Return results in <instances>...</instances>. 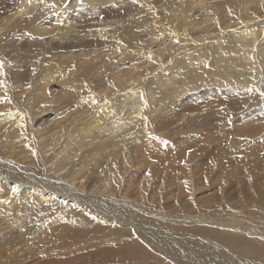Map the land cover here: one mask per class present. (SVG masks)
I'll return each instance as SVG.
<instances>
[{
  "label": "bare ground",
  "instance_id": "1",
  "mask_svg": "<svg viewBox=\"0 0 264 264\" xmlns=\"http://www.w3.org/2000/svg\"><path fill=\"white\" fill-rule=\"evenodd\" d=\"M18 3V9L1 19L7 20L0 21L2 24L0 42L3 37L10 34L13 25L29 18V22L31 21L29 34L33 33L44 39L45 41H42L45 43L48 42L46 50L56 63L52 64L50 59H44L45 63L34 69V71L42 69L31 87L32 94H35L34 103H38L40 99L47 100L48 105L52 102H61L63 106L51 105L55 113H60L67 109L64 105L71 99V103L68 104L72 107L76 104L78 109L71 110L67 118L50 120L51 127L53 125L52 128L57 129L54 128L55 130L49 134L44 130L45 127L36 129L34 132L38 142L36 150H33L30 144L25 145L27 150H33L35 153L37 160L33 161L25 148L17 151V143L30 140L28 135L23 136V131L28 130L26 133L31 134L28 129L31 121L28 119L31 118L29 108L32 106L30 101L33 98L29 95L28 101L25 99L20 103L21 112L19 111L16 118L13 115L17 110L9 111L8 108L10 105L16 107L9 93H4L0 98V129L1 127L4 129H1L3 131L0 135V149L3 148L8 153V160L0 161V238L9 234H20L22 225L30 219L32 211L57 197L62 198L66 210L75 202L84 206L71 215L70 222L63 221L64 225H68L74 231L71 232V236L73 237V234L77 236L75 240L73 239L74 244L79 245L82 241L78 238L83 236L87 240L86 235L93 232L94 237L98 238L105 234L104 230L116 233L122 229L120 226L117 228L118 223L138 231L143 244H140L141 248L132 249L131 253H127L129 249L121 244L101 246L94 252L95 249H90L92 244L86 242L73 248V253L70 252L69 256L62 259L64 256H60V253L58 255V246L52 247L60 237L54 235L53 245L48 246L53 250L49 255H53L54 258L45 262L43 255V258L35 260L33 264H68V260H73L72 262L78 259L91 260L99 256L102 260L105 258L116 260L117 257L125 259L124 257L130 254H136V258L142 255L155 256L159 264L163 262L171 264L170 260L172 264H264V248H260L252 240L257 238V241H264V220H241L229 214L211 216V213L201 209L207 203L219 201L218 190L221 191L220 196L224 202L233 197L234 189L227 188L229 191H226V181L218 184V190L215 188L214 192L204 190V194H200L199 197L200 204L196 207V210L200 208L198 211L200 215L189 218L175 216L173 219L163 213L149 212L135 203L121 201L112 195L118 190L116 185H121L123 178H126L127 171L133 172L134 166L137 165L135 169L137 170L144 163L150 170L147 173L143 171L148 177H145L147 188L155 180H159L158 184L163 188L167 185L165 183L171 187L174 183L177 185L178 193L183 195L182 192L189 187L186 202L192 209L191 201H194L197 195L193 196L194 193L207 184L203 182L196 184L194 179L198 172H203L205 177L207 174V177L213 175L218 178L220 174L224 175L222 164V166L219 162L202 164V161L193 154V157L190 155L179 167V174L177 173L179 177L172 178L167 172L158 177L148 162L149 157L146 158L144 155L141 157L144 159H138V150L145 138H148L146 134L152 133L155 125L168 128L165 124L169 126L174 122L179 123L180 120L186 121L191 115L196 114L195 109L188 107L197 96L201 98V95L207 94L206 88L214 93L225 94L256 89L257 85L253 80H258L261 72H264V0H71L69 4L68 0H22ZM236 9L240 11L237 18L233 17ZM26 32L28 30L23 29V33ZM125 60L130 62L127 63ZM121 62L127 63L126 66H120ZM26 71L22 66L14 69L13 73L9 71L8 78L16 85L15 87L22 86L21 79L29 72ZM57 74L63 76L60 79L61 86L64 89H71V94L67 93L68 95L63 97L66 98L64 103L61 99L58 101L59 97L50 98L47 87ZM106 74H109L108 77H105ZM96 85L98 87L94 89ZM199 87L202 88L198 90ZM192 88L197 89L195 98L190 94ZM95 94L109 100L99 103L92 97ZM210 101L212 99L207 100L202 106L211 103ZM209 106L207 112L213 108L212 104ZM224 108L228 109L230 106L225 105ZM257 121H264V111L249 112L234 124L239 125L238 128L242 127V131L251 133L244 126ZM214 152L211 151L210 154ZM215 153L211 158L217 157ZM28 165L37 167L42 175H37ZM204 165L208 167L205 168ZM106 166L107 168H104L106 177L100 174V182L88 185L87 192L82 190L88 179L86 174H90L87 171L90 169L91 173L97 172ZM262 170L264 172L263 168ZM53 175L64 182L55 181L52 179ZM134 175L130 174L129 180L131 178L134 180ZM247 176L249 178L245 181L236 183L241 199L246 196L249 200H255L257 196L263 199L264 174H257L254 178L251 177L252 174ZM103 192L109 196H103ZM176 195L172 194L170 198ZM175 206L177 207L176 204ZM94 214H98L100 218L96 217L97 223L94 218L91 219V216H96ZM169 221L181 224L208 223L235 232H246L249 237L245 240L235 237L233 240L223 241L212 236H199L196 231L178 233L179 231L168 228L166 222ZM94 223L97 227L93 226ZM50 224L52 220L42 219L34 227L35 231L39 233ZM41 241L39 237L37 244ZM225 243H228V246ZM44 244L43 242V247ZM148 246L158 253L150 250ZM80 249L85 250L77 252Z\"/></svg>",
  "mask_w": 264,
  "mask_h": 264
},
{
  "label": "rangeland",
  "instance_id": "2",
  "mask_svg": "<svg viewBox=\"0 0 264 264\" xmlns=\"http://www.w3.org/2000/svg\"><path fill=\"white\" fill-rule=\"evenodd\" d=\"M21 1L22 0H0V21L4 22L5 20H7V19H5V20H1V19H3L4 17H7L9 14L16 11L18 9V7H17V5L19 4L18 2H21ZM70 1L71 0H68V4ZM234 7L236 8V6H234ZM239 13H240V11H237V9H236V11L234 13L235 15L233 17L237 18ZM30 23H31V21L29 22V18H27V20H24V22L13 25L12 26L13 29L11 30L10 34H7L5 37H3L2 41L0 42V58L2 57L0 59V63H2V67H0V82H2V83H0V88H2L1 89L2 93L0 94V98L4 96V93H6V92L9 93V95L13 99L16 107H14L13 105H10L8 108L10 109L9 111H16L17 110L16 111L17 113H15L13 115V117H15V118H16L17 114L19 113V111L21 112L20 103H22V101L25 99L28 101L30 99L29 95H31V97L33 98V100L30 101V104L32 106L29 108V111L31 113V115H30L31 118L28 119L29 121H31V124L28 128L29 132H31V134L26 133V132H28V130H26V131L24 130L25 132L23 131V136L26 137L28 135L30 137V140L29 141L26 140L27 142L17 143V145H18L17 151L20 152L21 151L20 149L23 150V148H25V150L29 151V153L31 154L30 158H32L33 161H36L37 157H36L35 153L33 152L34 149L36 150V147L38 145L37 139H36V137H34L35 136L34 132L36 131V129L45 127L44 130L46 132H48V134L51 133L53 130L57 129V127H54L55 129L52 128L53 125L51 127L50 120L56 121V120H61V119L67 118L71 114V110L76 111L78 109V107H76L77 106L76 104L73 107L71 106V104H68V103H71V99H69V102H66L64 105V108L66 107L67 109H64V111H62L60 113H55V110L53 107H56V106L59 107V105H62L61 102L60 103L52 102L51 105L53 107L50 104L49 105L46 104L47 100L44 101L43 99H40L38 103L37 102L34 103L35 102V100H34L35 94H32L33 92L31 91V87L35 83L39 73L42 71V69H39L36 71H34V69H37V66H42L43 63H45L44 59H50V62L52 64H56V63H54L52 56H49L48 50H46L47 49L46 44H48V42L45 43L44 39L34 35L33 33L29 34L28 28L31 25ZM0 26H2L1 22H0ZM23 29H27L28 32H26L24 34ZM33 38H34V40H33ZM37 38L39 41L37 40ZM28 39H29V41H27ZM30 40L32 42H30ZM42 40H44V41H42ZM15 61H17V62H15ZM125 61L127 63L130 62L128 60H125ZM60 64H63V63H60ZM126 64L124 62H121L120 66H126ZM21 66H22V69H24L25 71L27 70L29 72L26 71L27 75H25L24 78L21 79V85L22 86L20 88H17V87H15L16 85L14 83H11V81L9 80L8 73H9V71H12L11 73H13L14 69H18ZM49 72H50V70H49ZM63 73H66V72H63ZM261 73L262 74L259 76L258 80H253V81H255L254 83H256V85H257L256 89L250 88V89L246 90L245 92L235 91L233 94L232 93L225 94V93H221V92L214 93V92L209 91V88H206L205 92H207L208 96L205 93V94L201 95V98L197 96V99H194L193 104L189 105L187 103V105L190 106L188 108H193V110L195 109L194 112L195 113L197 112L196 114L191 115V117L188 118L186 121L180 120L179 123L174 122V124L171 123L169 126L163 122V124H165L166 127H168V128H162L161 126L158 127V125H155L152 133L150 132V133L146 134V136L148 138H145L143 143L139 146L138 159H140L144 155H145L144 157L147 156L146 158L149 157L148 162H150V164L153 166L154 173H156L158 175V177L163 176L162 173H165V172H167L169 174V176H171L172 178L179 177V175H178L179 174V167L181 165H183L189 159L188 157L190 155H191V157H193V154L196 158H199L202 161V164L203 163L205 164L206 162H208L206 164L210 165V164H215V163L219 162L220 165L222 164L224 166V175L220 174L221 176L219 178H218V176H213V175H210L209 177H207L208 174L205 177V175L202 174L203 172H201V173L198 172L199 175L197 174L196 178L194 179V180H196V184L198 185L199 182L207 183V184L203 185V187H205V188L208 187V188L205 189V188L201 187L200 190H197V192L194 193L193 196H195L196 194L197 195L195 197V200L191 201V203L193 204L192 209L187 206V202H186L187 198H188L187 192L189 191L188 190L189 187H187L186 190H184V192H182V193H184L183 195L178 193V188L176 187L177 185L175 186L174 183H172L173 187L168 186V183H165V184H167L165 187L167 189L166 190L165 188L161 187L158 184V182H160L159 180H157V181L155 180V182H153L147 188L146 187L147 184L145 183L146 182L145 177H147L146 176L147 171H150V170H149V168L147 169L146 165L142 161H141V163H143V165L139 166L137 170H135L137 167V165H136V166H134L133 172H132V170L127 171V173H126L127 176H126V178L125 177L123 178V182H121V185L118 186V185H116L117 182L114 183L118 190L114 191V193L112 194L113 197L116 199H119L121 201H124V202L135 203V205L137 204V206L142 207L145 210H148L149 212H154V213L157 212L159 214L163 213L166 216L173 217V219H175V216H176V218H178L180 216H182V217L187 216L186 218H189L191 216L200 215V213H198L200 208H197V210H196V207L198 206V204H200V202H199L200 201V198H199L200 194H204V190H208L209 192H214L216 189L218 190V187H217L218 184L226 181V191H229V189H232V190L234 189L232 191L234 194L233 197L229 198L227 201L224 202V201H222L223 198L220 196L221 191L218 190V192H219L218 195L220 197L219 201L218 202L216 201V203L214 202L215 204L214 203H212V204L207 203V205L201 207V209L204 212L208 211L209 213H211V216H213V215L215 216V215H219V214H224L225 216H228V214H229L230 216L232 215L233 217H238L241 220H247V219L248 220H253V219L254 220H264V198L261 199L260 197L257 196L255 198V200H249L246 198L247 197L246 196L244 199L243 198L241 199V196L239 195V189L236 186L237 182H240L241 180L245 181L246 179H248L249 177L247 175L252 174L251 177L254 178L257 174L258 175L264 174V172L262 170V168L264 169V121H262V122L257 121L256 123H254L252 125L244 126L249 130L248 132H251V133H246V132L242 131V129H241L242 127L238 128L240 126L234 124L236 121L241 120L243 118V115H246L249 112H256L257 110L258 111H264V72L262 71ZM62 74L55 75V76H57V78H55V76H54L53 77L54 79L52 78L51 82L48 83L47 87L49 88V94L51 96L50 98L55 97V96H56V98L59 97L58 101L61 99V101L64 103L66 98H63V97L67 96L68 95L67 93L71 94V89H68V88L64 89L61 86L60 79L63 78ZM108 75L106 74L105 77H108ZM26 77H27V79H26ZM80 81L84 82L82 80H80ZM85 82L87 83L88 81L85 80ZM104 83H106V82H104ZM96 87H98V86L97 85L94 86V89H96ZM201 88L202 87H199L198 90ZM192 89H190V91ZM195 90H197V89H193L190 92V94L192 95V98H195V96H194L195 94L197 95ZM63 91H65V92H63ZM92 92H94V91H92ZM89 95H90V93H89ZM215 96H217V97H215ZM92 97H95V99L97 100V102L99 101V103L107 99V98L105 99V97L97 96L96 94ZM203 97H205L204 99H206V101L204 99H202ZM192 98H191V101H193ZM95 99L93 98V100H95ZM211 99H212V101H210L211 103L207 104L206 106L203 105L205 107L204 108L202 106V104L207 103V100H211ZM218 99H220V100H218ZM107 100H109V99H107ZM219 101H222V102H219ZM223 101L225 104L223 103ZM214 102L215 103L218 102L219 105L217 103L215 104ZM87 104H89L88 101H87ZM92 104H94V103H92ZM210 104H212V107H213L212 110L210 111L212 114H210V112H207V111H209V108L207 106H209ZM197 105H199V106H197ZM200 105H201V107H200ZM225 105H228V107L230 106V108H228V109L224 108ZM198 107H200V108H198ZM32 108H33V110H32ZM50 108H52V109H50ZM196 108H198V109H196ZM45 109H47V110H45ZM204 109H205V111H204ZM202 110H203V112H202ZM205 112H207L208 114ZM176 117H178V119L180 118L179 116H176ZM43 121H45V122H43ZM182 123H183V125H182ZM36 127H38V128H36ZM1 129H3V128L1 127ZM1 129H0V135H1L2 131L4 130V129L3 130H1ZM70 129H71V127H70ZM237 129H239L240 131H238ZM236 130H237V132H236ZM226 132H228L227 133L228 136H227ZM222 134H224L225 136H223ZM30 135H32L33 137ZM220 136H222V137H220ZM206 140H208V141H206ZM157 143H158V146H157ZM26 144H30L31 147L33 148V150H27V147L25 146ZM207 144H209V145H207ZM149 147H151L152 150ZM204 148H206V149H204ZM2 149H0V151H1L0 152V161H2L3 159L6 161V159L8 160V158H7L8 153L5 149H3V150ZM206 151H208V152L206 153ZM211 151L216 152V153L214 152L217 155L216 158L215 157L211 158L212 156H214V153L210 154ZM4 152H5V154H4ZM206 155H207V157H206ZM141 159H144V158H141ZM232 161H234V162H232ZM141 163H139V164H141ZM25 165H27V164H25ZM234 165H235V167H234ZM28 166L31 168L33 165H28ZM206 166H205V168L208 167V166L207 167ZM104 168L106 169L107 166L103 167V168H101V170L97 171L98 173L96 171L93 172L94 174L91 173V170L89 169L87 172H88V174L90 172V174H92V175L90 176V174L89 175L86 174V177H88V179L85 182V188L82 187L83 188L82 190H85L87 192V189L89 188L90 185H92L93 183L100 182V176H101L100 174L103 175L102 177H106V174H105L106 170H104ZM18 169H20V168H18ZM32 169L37 173V175H42L37 167L34 166V167H32ZM143 171H146V173ZM246 172H247V175L245 176ZM132 173L135 174L133 176L134 180L131 178L130 179L131 181H130L128 177ZM203 176L206 179H204ZM214 177L216 179H214ZM53 178L55 179V181L64 182L63 180L62 181L60 179L58 180V178H56L55 175L52 176V179ZM89 179H91L92 181L89 182L90 181ZM121 187H124V188L122 189ZM138 187H140V189ZM235 187H237V188H235ZM227 188H229V189H227ZM133 189H135V190H133ZM129 190L130 191L133 190V192L130 193ZM242 191L243 190H241V192ZM165 193L166 194L170 193V195H168V194L165 195ZM242 193H244V191ZM172 194H174V195L177 194L179 196L176 195V196H174V198L173 197L170 198ZM102 195L103 196H109V194L106 192H103ZM193 196H191V197H193ZM226 197H229V196L226 195ZM61 199L62 198H57V197L55 198L54 197L52 199V201L50 200L49 202H44L39 208L33 210L31 213L30 219L27 220L24 223V225H22L21 230H23L24 232H22L20 230V232H21L20 234L19 233L17 235L16 234H13V235L9 234L7 236H3L2 238H0V264H10L11 262H12V264H33L36 261L40 260L43 255H44V261L45 262L50 261L54 257H53V255L52 256L49 255V254L53 253V250L50 249L48 246L53 245L54 239L52 240V238H55V237H53L54 235H56L58 237L60 236V237H59V240L56 241L52 247L58 246V248H59L57 251L58 255L60 253V256H64V258H62V259H65L66 256H69L68 254H70V252L72 254L73 248H75L77 246L79 247L82 244H85L86 242H90L92 244V246H90V249H92V250L95 249L94 252L97 249H99L101 246L104 247L107 245L110 246L111 244H113V245L121 244L122 246H124V248H126V249L128 248L130 250V251L128 250L127 253H131L132 249H134L135 247L139 248L140 244H143V241L141 243L142 237L140 238V233L138 231H136L135 229H132L128 226L120 225L119 223L116 224L117 228H118V226H120L122 229H119V231L116 233H115V231H113L115 234L113 232L109 233L110 231L108 232L107 230H104V232L106 231L105 234L106 233L107 234L101 235V236H99L100 238H98L97 236L94 237L95 233L93 232V233L89 234L90 236L86 235L88 237L87 240H85L84 239L85 237L83 236L82 238H78V239H81L80 241H82L79 243V245L74 244L75 241H73V239L75 240L77 238V236H76V234H75V236L73 234V237L71 236V232H74V231L71 230L68 225H64L63 221L66 220V221L70 222L71 221L70 217H72L71 215H74L75 211H78L79 209H83L84 206L81 203L77 204L75 202L74 204H72L71 208L66 210V209H64L66 205H65L64 201ZM175 204L177 205V207L175 206ZM200 206H202V205H200ZM202 214L205 215V213H203V212H202ZM262 214H263V216H262ZM94 215H96V216H94V217L91 216V219L94 218L96 220L95 223H97L98 220L96 219V217H98V214H94ZM262 217H263V219H262ZM42 219L45 221L46 220H50V221L52 220V224H50L47 228H42L41 229L42 232L40 231L41 233L40 232L38 233L37 231H35L36 228H34V227H36V225H38V223ZM95 223L93 224V226L97 227V224H95ZM104 223H108V222H104ZM189 223L188 224H184V223L181 224L180 222L175 223L173 221L172 222H170V221L166 222V224L168 225V228L177 230V231H179L178 233H182V232H186V231L188 232V230L192 231V232L196 231V234L199 236H207V237L212 236V238H216V239L220 238L223 241H225V240L230 241V240H233L235 237H238L239 239L244 238L243 240H245V238L249 237L248 233H246V232H239V231L235 232L233 230L223 229V228H220L217 226L210 225L208 223L207 224L206 223H199V222H193L191 224H189ZM115 228H116V226H115ZM96 231H97V229H96ZM100 232L103 233V231H100ZM227 235H230V236H227ZM116 236H118V238ZM39 237L41 238L42 243L39 242L37 244V240ZM105 237H107V239ZM104 238H105V241H104ZM111 238H113L112 241H111ZM71 239H72V242H70ZM138 239H139V243H138ZM29 240H30V242H28ZM106 240H108L110 242H107ZM252 240L254 242H256L255 244H257V246H259L260 248H264V245H263L264 241H261V242H260V240L257 241V238H256V240L255 239H252ZM131 241H133V242H131ZM134 241H137V242H134ZM246 241H248V239ZM43 242L45 243L44 247H43ZM78 242H79V240H78ZM99 243H101V244H99ZM123 244H125V245H123ZM225 244L227 245L228 243H225ZM64 245H65V247H64ZM148 247L153 252L154 251L156 252V250H154L151 246H148ZM44 248H45V250H44ZM40 250H41V252H40ZM84 250L85 249H80V251H77V252H81ZM140 251H141V249H140ZM147 253H149L148 250H147ZM156 253H158V252H156ZM40 254H42V255L40 256ZM23 255L26 256L27 259ZM101 255H103V254H101ZM130 255L126 256L127 258L124 257L125 259H123V257L122 258L117 257L116 260H114V259L111 260L109 258H105L107 260H105V259L102 260L101 256H99L96 259L91 258V260H86V259H80L79 260L78 259V260H75L76 262L74 261L75 263L72 262L73 260H68L69 261L68 264H87V263H89V264H92V263L93 264H150V263L159 264V261L155 259L156 258L155 256L145 257L144 255H142V257L136 258V254H130ZM131 259H134V260H131ZM163 263H161V264H163ZM170 263L172 264L171 260H170Z\"/></svg>",
  "mask_w": 264,
  "mask_h": 264
},
{
  "label": "snow or ice",
  "instance_id": "3",
  "mask_svg": "<svg viewBox=\"0 0 264 264\" xmlns=\"http://www.w3.org/2000/svg\"><path fill=\"white\" fill-rule=\"evenodd\" d=\"M0 67H2V63H0Z\"/></svg>",
  "mask_w": 264,
  "mask_h": 264
}]
</instances>
